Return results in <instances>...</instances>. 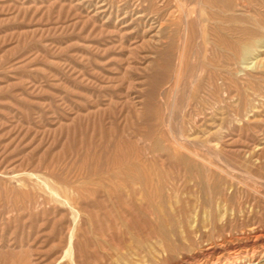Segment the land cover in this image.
<instances>
[{
  "label": "rangeland",
  "instance_id": "374dc122",
  "mask_svg": "<svg viewBox=\"0 0 264 264\" xmlns=\"http://www.w3.org/2000/svg\"><path fill=\"white\" fill-rule=\"evenodd\" d=\"M219 195L264 226V0H0V264L170 262Z\"/></svg>",
  "mask_w": 264,
  "mask_h": 264
},
{
  "label": "bare ground",
  "instance_id": "6f19581e",
  "mask_svg": "<svg viewBox=\"0 0 264 264\" xmlns=\"http://www.w3.org/2000/svg\"><path fill=\"white\" fill-rule=\"evenodd\" d=\"M248 50H249L248 46L240 45L239 47L240 56H244L248 52ZM184 186L186 185H183V187ZM174 189L170 191H173ZM178 190L179 188L177 187L175 191ZM231 196L232 195L230 196L219 195L216 196V198L209 199L207 202L208 213H207V218L205 219H200L198 214L200 208L205 207L204 206L205 203L203 206L199 205V207L196 209L197 224L194 228L195 230L193 231L196 232L201 242L203 243L205 242V244H203L204 246L201 245L199 249L194 251L189 256H178L175 259L172 258L173 259L172 261L163 262L162 264H243V263L251 264V262L255 260H257L255 264H258L260 259L264 257V226H262L257 221L256 222L253 221L254 220L253 219L251 223L249 221L250 224L247 228L240 230L237 233H234L230 231L231 230L230 228H227L228 219L222 218L223 220L217 222L218 219L215 209L216 207H218L219 203L223 202L225 209H231L234 212L236 211V206L234 205L233 197ZM172 197L173 195L171 193L167 195L165 194L164 196L160 197V201L162 200L163 205L167 206L164 203L168 201V203L171 204ZM175 197H177V202L183 201V199L181 198L178 192H176ZM247 199L245 201H247ZM150 202L152 209L155 212H157V206L154 204L153 201ZM237 204H238L237 207L242 209L241 203H237ZM212 205L215 207H213ZM244 212L245 210H243L242 213L240 214L242 217L246 214ZM167 225L163 224L161 219H158L157 225L154 226L152 232L156 236H158L157 238H159L160 240L159 246L156 248V251L162 255H165V258L169 256L170 253L174 252L176 248H178L180 245L181 247H183L182 241H180V237H178L179 236L178 233L175 232V226L173 224H170L168 227ZM186 229L187 230L185 229L183 230L184 239H186L189 242L190 240L187 239V234H189L190 232L188 228ZM170 257L168 258L170 259Z\"/></svg>",
  "mask_w": 264,
  "mask_h": 264
}]
</instances>
